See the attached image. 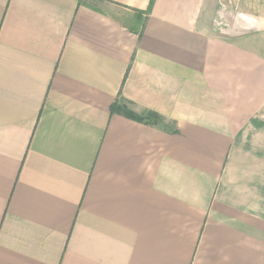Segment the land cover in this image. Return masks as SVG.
<instances>
[{"label":"crops","instance_id":"1","mask_svg":"<svg viewBox=\"0 0 264 264\" xmlns=\"http://www.w3.org/2000/svg\"><path fill=\"white\" fill-rule=\"evenodd\" d=\"M0 264H264V0H0Z\"/></svg>","mask_w":264,"mask_h":264},{"label":"trees","instance_id":"2","mask_svg":"<svg viewBox=\"0 0 264 264\" xmlns=\"http://www.w3.org/2000/svg\"><path fill=\"white\" fill-rule=\"evenodd\" d=\"M142 16V13H141ZM116 108V109H115ZM111 110H119L121 113H123L126 117L137 120V121H143V119L139 116H137L136 114H134L131 110H129L128 108L124 107V108H119L118 106H114L112 105Z\"/></svg>","mask_w":264,"mask_h":264}]
</instances>
